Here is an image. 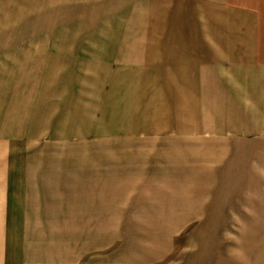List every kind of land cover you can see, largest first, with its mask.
Returning <instances> with one entry per match:
<instances>
[{
    "label": "crops",
    "instance_id": "0c3cea01",
    "mask_svg": "<svg viewBox=\"0 0 264 264\" xmlns=\"http://www.w3.org/2000/svg\"><path fill=\"white\" fill-rule=\"evenodd\" d=\"M25 33L69 67L0 68V264H156L191 225L264 264V0H0V55Z\"/></svg>",
    "mask_w": 264,
    "mask_h": 264
},
{
    "label": "rangeland",
    "instance_id": "374dc122",
    "mask_svg": "<svg viewBox=\"0 0 264 264\" xmlns=\"http://www.w3.org/2000/svg\"><path fill=\"white\" fill-rule=\"evenodd\" d=\"M44 27L46 26L40 25L39 29H42ZM28 35L30 36V34L25 33L23 43L20 42V44L23 46V55H13L16 52L15 50L10 51V55H0V68L69 67V65H60L61 60L58 61L57 58L48 56V46L46 38L47 35H37V39L35 41H32V37H29L28 40L25 39ZM33 46H35L36 48ZM17 52L19 54L20 50H18ZM196 229L197 227L191 225L189 226L186 232L184 231L177 234H173V240L172 237L171 239L169 238L170 234H168V239H166V241H168L170 247L166 250L167 257L164 259V261L156 264H178V262H181V264H211V262L214 260V258H211V234L204 233L201 235V233H197L198 231H196ZM147 234L149 237V239L147 240L143 236V233H135V236L138 238L139 241L144 240L150 242H158L157 239H159L158 237H160L159 234ZM198 235L202 236L200 238V242L203 245L202 247L200 246L201 248L198 247ZM161 241L165 242V239H162ZM160 242L158 243V245L160 244ZM195 258L199 260L197 261V263H195Z\"/></svg>",
    "mask_w": 264,
    "mask_h": 264
}]
</instances>
